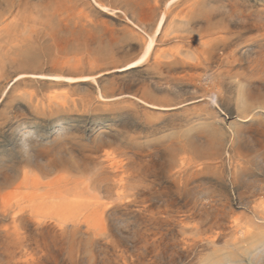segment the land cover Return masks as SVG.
I'll return each instance as SVG.
<instances>
[{
    "label": "rangeland",
    "instance_id": "1",
    "mask_svg": "<svg viewBox=\"0 0 264 264\" xmlns=\"http://www.w3.org/2000/svg\"><path fill=\"white\" fill-rule=\"evenodd\" d=\"M171 1L0 0V264H264V0Z\"/></svg>",
    "mask_w": 264,
    "mask_h": 264
},
{
    "label": "bare ground",
    "instance_id": "2",
    "mask_svg": "<svg viewBox=\"0 0 264 264\" xmlns=\"http://www.w3.org/2000/svg\"><path fill=\"white\" fill-rule=\"evenodd\" d=\"M174 1V0H173ZM169 2L167 6H170L172 4V2ZM99 7H101V9L103 10H106L108 11V9L106 7H104L103 5L101 4H98ZM163 20H164V16L161 17L159 23H158V26L156 28V31H155V34L159 31V29L161 28V26L163 25ZM154 48V41L152 39V37L150 38V41L149 42H146L145 44V48H144V51H143V55L141 57V59L138 61V62H135V63H132V64H129L125 67H123L122 69H119V70H116V71H127V70H131V69H135L139 64L143 63L144 61H146V59L148 58V56L150 55L152 49ZM38 77V76H37ZM39 78V77H38ZM40 78L42 79H48V80H51L53 82H60V81H66V82H71L73 79L72 78H68V77H62V76H40ZM98 97L102 100L104 99L102 94H98ZM103 101V100H102ZM137 101H140V100H137ZM142 104L150 107V108H155L157 109L156 106L154 105H150V104H147L143 101H140ZM161 109H165V108H161ZM168 110V108H166Z\"/></svg>",
    "mask_w": 264,
    "mask_h": 264
}]
</instances>
